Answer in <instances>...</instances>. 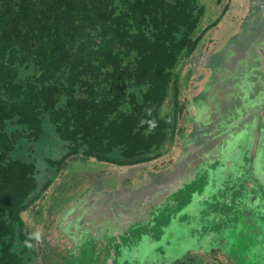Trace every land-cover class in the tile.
Returning <instances> with one entry per match:
<instances>
[{
	"label": "trees",
	"instance_id": "16d2710c",
	"mask_svg": "<svg viewBox=\"0 0 264 264\" xmlns=\"http://www.w3.org/2000/svg\"><path fill=\"white\" fill-rule=\"evenodd\" d=\"M203 13L197 0H0V264H25L20 213L46 188L35 162L12 155L19 140H37L47 116L67 149L49 159L57 169L80 153L158 155L181 114L174 69L209 27L192 36ZM169 93L175 111L160 116Z\"/></svg>",
	"mask_w": 264,
	"mask_h": 264
},
{
	"label": "water",
	"instance_id": "95a60500",
	"mask_svg": "<svg viewBox=\"0 0 264 264\" xmlns=\"http://www.w3.org/2000/svg\"><path fill=\"white\" fill-rule=\"evenodd\" d=\"M206 64L181 157L102 208L108 218L90 237L108 240L105 264H145L218 235L231 241L221 247L232 263L264 264V0H250L239 31Z\"/></svg>",
	"mask_w": 264,
	"mask_h": 264
},
{
	"label": "rangeland",
	"instance_id": "374dc122",
	"mask_svg": "<svg viewBox=\"0 0 264 264\" xmlns=\"http://www.w3.org/2000/svg\"><path fill=\"white\" fill-rule=\"evenodd\" d=\"M197 2L204 6V13L192 36L198 35L201 30L210 24H214L213 22L220 17L219 11L217 10L218 8L215 7L213 0H197ZM231 16L228 18H221L216 26L210 29L213 33V38L215 40L219 39L220 41L219 49L223 48L226 41L239 31L237 28L240 26L239 23L241 18L244 17L243 11L239 15H235L234 20L231 19ZM209 31H207V33ZM207 33L201 38V40L204 39L203 47L200 50L203 52V55L200 57L201 59L197 60L198 55H191L189 58L182 57L178 60V64L174 69V77L177 79L179 91L177 108L181 111V114L179 113L178 115V125L173 140L170 143L168 142L167 145L158 152V155H155L156 157L154 156L152 159L146 161L154 164L155 168L166 166L172 159L177 158L182 151V145L186 137L192 131L194 125V106L191 104L192 97L197 92L199 86L204 84V80L208 76L209 69L206 67V59L209 55L216 52L213 51L209 53V55L208 53H204L206 47L211 48L213 44L212 43L211 46L208 45L211 40L207 38ZM198 54H200V52ZM195 61L196 63L194 65ZM199 61H202L201 64H198ZM199 71L201 73H198ZM171 94L169 93L166 101L159 107L158 112L160 116H170L171 113L175 111ZM42 126L43 133L37 140L29 142L27 139L21 138L18 142V147L13 151L12 155L27 161L35 162L38 169V179L43 182L49 177L52 179V185L50 189L45 190L46 194L43 198L35 201L36 203L32 207L35 210L34 214L32 215L28 210H23L20 213V219L28 226L31 232H33V240L35 241L33 243L35 247H42L41 244L43 242L44 244H49V253L52 259H54L52 264H60L64 262H62V257H58L59 252L55 246L56 243H54L55 238L53 235L56 234L59 236L61 232H55L53 230L55 227L50 229L52 226V217L57 213L60 214L61 208H64V205L70 203V199L72 198L71 195L80 192L79 190L85 187L91 172H93L97 166L99 167L101 160L94 156H84L80 153L66 158L58 169L56 164V166L53 167L49 159H61L66 154L67 149L55 133L54 127L49 122L47 116L43 118ZM117 153L116 150L113 155L117 156ZM130 168L135 170L139 168V165ZM53 184H59V186L56 187ZM61 205L63 206L61 207ZM217 238L219 237H213L212 240ZM224 243L221 245L224 246ZM210 244H214V242ZM173 255L180 256L182 254ZM116 260H119V258Z\"/></svg>",
	"mask_w": 264,
	"mask_h": 264
},
{
	"label": "flooded vegetation",
	"instance_id": "af4514ba",
	"mask_svg": "<svg viewBox=\"0 0 264 264\" xmlns=\"http://www.w3.org/2000/svg\"><path fill=\"white\" fill-rule=\"evenodd\" d=\"M215 7L219 11L220 17L214 21L213 25H208L207 29L202 33L201 38L204 34L207 33L210 29L216 26L218 21L221 18L230 17L235 19V15H239L243 11V18H241V24L246 20L250 11V0H213ZM237 28V30L240 28ZM206 28V27H205ZM236 30V31H237ZM237 33V32H236ZM235 33V34H236ZM199 40V44L195 50L190 53L191 55H198L197 60L201 59L203 52L200 50L203 47L204 39ZM207 38L211 41L208 44L211 48L204 50V53H211L213 51L219 50L220 41L219 39L213 38V33L210 30L207 33ZM200 52V54H198ZM196 60V61H197ZM194 62V65L196 63ZM202 62V61H201ZM199 61L198 64H201ZM198 73H201L200 71ZM181 157V153L177 158L172 159L166 166L154 167V164L150 162H140L135 164H122L118 157L108 156L106 158L99 159L101 164L99 167L94 169L90 174V178L86 183L83 189L79 190L80 192L71 195L70 203L64 205V208H61L60 214H55L52 217V226L50 229L56 232H61L58 236L53 235L55 238L56 248L59 252L58 257H62V262L60 264H105V262L113 260V256L110 258V255L106 254V242L108 240L100 242L97 239H93L90 236L95 234V226L99 225L98 222L105 221L108 216L102 212L105 204L113 203L115 196L123 189H133L137 187L142 181L148 180L150 177L155 176L156 174L162 172L163 170L170 169L173 165V162ZM139 168L133 170L131 174H126L125 170H121L126 167H135ZM44 182V183H43ZM40 185V189L46 185L45 190L50 189L52 185V179L47 177ZM248 184H251L248 181ZM56 187L59 184H53ZM43 190L38 197L33 199L29 206L25 209L34 214V209L32 208L36 203V200H40L46 194V191ZM45 191V192H44ZM61 205V207L63 206ZM112 207V204L110 205ZM86 207V212L83 210ZM66 209V210H65ZM105 209V208H104ZM64 211V212H62ZM61 222V227L58 226V222ZM57 222V223H56ZM25 224V223H24ZM57 224V225H56ZM27 229L31 235V242H27L26 248L23 252L25 264H52L54 259H52L51 254L49 253L50 246L49 244H41L42 247H35V242L33 239V232L28 228ZM217 239H204L203 242H214V244H209L205 248H198L186 251L180 256L176 255H163V256H152L149 257V261L145 264H235L231 262L228 254L223 250L221 244L224 242H231L226 240L223 236H219ZM117 259L119 256H116ZM123 264H131L129 260L131 258L122 256ZM65 259V261H64ZM133 260V258H132ZM134 264V263H133ZM138 264V263H137ZM140 264V263H139Z\"/></svg>",
	"mask_w": 264,
	"mask_h": 264
},
{
	"label": "clouds",
	"instance_id": "9594fccd",
	"mask_svg": "<svg viewBox=\"0 0 264 264\" xmlns=\"http://www.w3.org/2000/svg\"><path fill=\"white\" fill-rule=\"evenodd\" d=\"M155 127H156V121L153 120V121L151 122V124H150V129H149V130H151V129L155 128Z\"/></svg>",
	"mask_w": 264,
	"mask_h": 264
}]
</instances>
